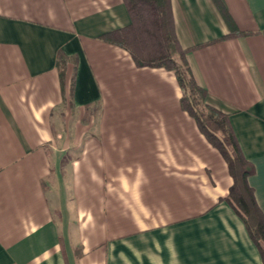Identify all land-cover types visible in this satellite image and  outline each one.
Returning <instances> with one entry per match:
<instances>
[{"label": "crops", "instance_id": "1", "mask_svg": "<svg viewBox=\"0 0 264 264\" xmlns=\"http://www.w3.org/2000/svg\"><path fill=\"white\" fill-rule=\"evenodd\" d=\"M170 3L264 214V0ZM130 24L124 0H0V264H264L174 73L102 38Z\"/></svg>", "mask_w": 264, "mask_h": 264}, {"label": "trees", "instance_id": "2", "mask_svg": "<svg viewBox=\"0 0 264 264\" xmlns=\"http://www.w3.org/2000/svg\"><path fill=\"white\" fill-rule=\"evenodd\" d=\"M124 3L131 24L102 38L128 51L139 68H163L174 73L182 92L181 108L222 155L233 178L230 193L221 201L227 202L242 219L264 262V214L248 184L254 168L242 153L229 116L207 103L208 92L199 85L188 59L189 51L181 47L176 36L170 0H124ZM58 69L63 90L68 71H73L71 92L75 59L60 55Z\"/></svg>", "mask_w": 264, "mask_h": 264}, {"label": "rangeland", "instance_id": "3", "mask_svg": "<svg viewBox=\"0 0 264 264\" xmlns=\"http://www.w3.org/2000/svg\"><path fill=\"white\" fill-rule=\"evenodd\" d=\"M68 104H69V103L66 102V106H67V107H70ZM67 109H69V108H67Z\"/></svg>", "mask_w": 264, "mask_h": 264}]
</instances>
